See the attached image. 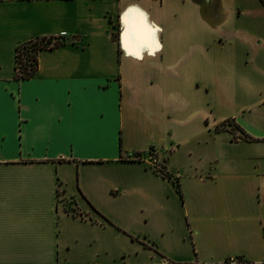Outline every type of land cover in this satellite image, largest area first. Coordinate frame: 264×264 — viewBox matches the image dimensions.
Here are the masks:
<instances>
[{
  "label": "crops",
  "instance_id": "1",
  "mask_svg": "<svg viewBox=\"0 0 264 264\" xmlns=\"http://www.w3.org/2000/svg\"><path fill=\"white\" fill-rule=\"evenodd\" d=\"M0 264H264V0H0Z\"/></svg>",
  "mask_w": 264,
  "mask_h": 264
},
{
  "label": "trees",
  "instance_id": "2",
  "mask_svg": "<svg viewBox=\"0 0 264 264\" xmlns=\"http://www.w3.org/2000/svg\"><path fill=\"white\" fill-rule=\"evenodd\" d=\"M63 42H64V38H60V37L38 36L19 44L16 48V66H15L16 79H27L34 74L38 65L37 54L39 50L44 48H53ZM235 129L237 130L238 127L235 126L234 124V127H231L230 130L233 131L234 133ZM241 137L245 139L250 138L247 134H243V132ZM153 151H154L153 148H151L149 152L152 153ZM141 155L142 154L140 153H136V155L133 156L132 158L140 159ZM156 164L157 166L154 168L156 171L160 172L164 176L172 177V174L166 169L164 165L160 164L159 162H156ZM178 190L180 191L179 186H178Z\"/></svg>",
  "mask_w": 264,
  "mask_h": 264
},
{
  "label": "built area",
  "instance_id": "3",
  "mask_svg": "<svg viewBox=\"0 0 264 264\" xmlns=\"http://www.w3.org/2000/svg\"><path fill=\"white\" fill-rule=\"evenodd\" d=\"M153 154V153H152ZM156 160L153 158V156H151V164H152V166L155 168L156 166H157V164H156Z\"/></svg>",
  "mask_w": 264,
  "mask_h": 264
}]
</instances>
